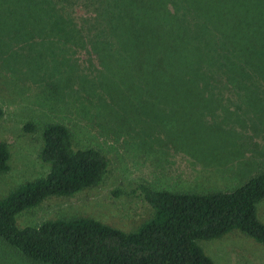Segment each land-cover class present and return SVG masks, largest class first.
Returning a JSON list of instances; mask_svg holds the SVG:
<instances>
[{"label":"trees","instance_id":"obj_1","mask_svg":"<svg viewBox=\"0 0 264 264\" xmlns=\"http://www.w3.org/2000/svg\"><path fill=\"white\" fill-rule=\"evenodd\" d=\"M75 1L85 13L79 27L64 11ZM0 35L10 51L18 47L27 65L44 72L60 68L56 57L83 38L98 66L95 82L129 89L147 80L187 103L193 92L213 93L229 70L257 83L256 71L264 68V0H0ZM124 99L118 94L115 104ZM21 129L30 133L34 126ZM40 136L37 159L46 174L0 198V243L18 257L40 264H213L197 242L233 230L264 247L256 215L264 172L230 192L179 193L135 183L130 194L151 216L133 231L88 217L20 227L15 219L23 211L48 197L96 188L110 171L109 158L94 147H74L64 125L47 124ZM8 157L0 141V172L8 170Z\"/></svg>","mask_w":264,"mask_h":264},{"label":"rangeland","instance_id":"obj_2","mask_svg":"<svg viewBox=\"0 0 264 264\" xmlns=\"http://www.w3.org/2000/svg\"><path fill=\"white\" fill-rule=\"evenodd\" d=\"M64 11L71 24L83 23L81 1ZM5 41L0 35V141L9 155L8 170L0 172V198L46 174L37 154L47 124L64 125L74 147H94L110 160L100 186L44 199L17 215L20 227L88 217L133 231L151 216L149 206L130 194L135 183L179 193L230 192L264 172V68L251 86L244 82L250 77L226 71L229 81L210 94L193 92L184 103L147 80L129 89L95 82L98 66L83 38L56 57L62 65L51 72L31 68L24 52L10 51ZM118 94L126 98L121 104H115ZM24 123L33 131L23 132ZM256 215L264 224V199ZM197 244L213 264H264V247L236 230ZM0 264L40 263L0 243Z\"/></svg>","mask_w":264,"mask_h":264}]
</instances>
